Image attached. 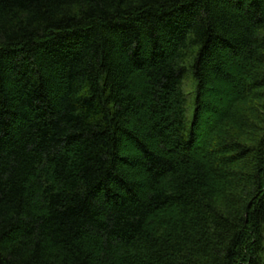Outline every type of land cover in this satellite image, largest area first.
Instances as JSON below:
<instances>
[{
    "label": "trees",
    "instance_id": "obj_1",
    "mask_svg": "<svg viewBox=\"0 0 264 264\" xmlns=\"http://www.w3.org/2000/svg\"><path fill=\"white\" fill-rule=\"evenodd\" d=\"M0 264H264V0H0Z\"/></svg>",
    "mask_w": 264,
    "mask_h": 264
},
{
    "label": "rangeland",
    "instance_id": "obj_2",
    "mask_svg": "<svg viewBox=\"0 0 264 264\" xmlns=\"http://www.w3.org/2000/svg\"><path fill=\"white\" fill-rule=\"evenodd\" d=\"M183 90L186 94V113L188 117H191L194 109L195 83L191 81L190 77L184 81Z\"/></svg>",
    "mask_w": 264,
    "mask_h": 264
}]
</instances>
